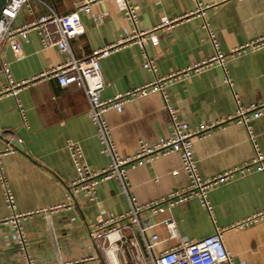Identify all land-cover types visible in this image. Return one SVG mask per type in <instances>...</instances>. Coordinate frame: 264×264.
<instances>
[{"label":"crops","instance_id":"obj_1","mask_svg":"<svg viewBox=\"0 0 264 264\" xmlns=\"http://www.w3.org/2000/svg\"><path fill=\"white\" fill-rule=\"evenodd\" d=\"M60 14L75 9L88 0H39ZM203 16L195 12L192 0H124L133 9L136 21L128 19L114 0H91L89 14L79 12L83 33L70 40L76 58L91 51L119 43L131 32L148 31L145 44L124 41L107 57L99 60L106 88L101 98L121 94L150 82L154 77L185 69L212 55L208 31L212 32L219 50L228 54L234 48L264 37V0H198ZM32 14L20 10L12 22L19 27L44 13L38 2H30ZM103 15L100 22L93 16ZM161 20L172 21L157 27ZM203 23L206 29L202 28ZM22 58L15 61L9 48H0V61L8 64L12 82L30 79L57 65L64 57L55 48H40L35 33L20 41ZM145 60L154 64V74L141 68ZM232 89L223 84V72L213 65L185 80L167 87L168 103L177 110V118L189 130L201 123L216 124L206 138L194 140L192 158L203 180H211L223 172L243 168L253 151L242 126L225 119L235 111V95L244 107L264 99V46L241 53L224 64ZM6 84L0 76V151L11 147L14 152L1 158V168L12 193L18 213L43 210L22 221L27 237L28 254L35 264H101L96 245L89 232L104 216L128 210V197L138 205L184 188L187 178L179 169L177 154H169L151 162H141L128 170L126 193L116 180L96 187L94 201L88 203L79 194L69 205L66 190L75 172L65 148L66 141L78 144L85 164L100 169L108 159L99 154L94 127L88 116V105L82 92L73 86L60 88L56 80L42 78L19 89L18 99L28 120V130L21 121L13 99L2 91ZM109 128L114 152L131 156L139 141L149 144L165 139L169 127L158 95L132 100L120 113L103 115ZM258 149L264 153V115L249 121ZM20 140V144L16 140ZM177 170L172 176L171 172ZM154 180H156L154 182ZM211 215L196 200L171 210L180 239L197 241L222 230L221 240L231 256L232 264H264V220L241 230L226 229L230 224L264 208V175L249 170L234 173L227 181L207 192ZM0 193V220L7 216ZM164 215L153 220L160 222ZM159 245L155 253L177 245L169 239L163 226L156 228ZM0 264H24L16 253L8 225L0 224Z\"/></svg>","mask_w":264,"mask_h":264},{"label":"built area","instance_id":"obj_2","mask_svg":"<svg viewBox=\"0 0 264 264\" xmlns=\"http://www.w3.org/2000/svg\"><path fill=\"white\" fill-rule=\"evenodd\" d=\"M34 1L41 4L45 10L44 13L22 26L13 27L12 22L20 10H25L28 15L32 14L29 3ZM192 1L195 5L194 13L203 16L200 2L198 0ZM90 2L91 0H88L82 4H76L75 9L66 14L56 12L39 0H8L4 5L0 14V48L6 45L15 61L22 58L20 41L26 42L30 32L37 36L40 48H55L58 53L64 55L57 65L30 79L19 82L11 81L8 64L0 61V76L6 81L2 91L13 99L20 117L21 127L28 130V120L18 99V92L21 87L42 78H50L56 80L60 88L73 86L82 92L88 105L89 121L94 127L99 146L98 152L100 155L106 156L108 161L100 169H91L85 164L78 144L73 141H66L65 148L75 172V178L66 190V200L69 205L73 202L74 196L78 194L88 203H92L95 198L96 187L111 179L116 180L126 193L124 181L128 170L134 169L141 162L147 163L172 153L177 154L179 158L178 170L183 172L187 178V184L184 188L143 205L136 204L133 199L128 197L129 208L126 212L113 216H104L102 212L100 213L102 217L95 223L93 230L88 235L95 243L104 264H232L231 256L222 244L221 229L215 227L211 235L197 241L180 239L171 216V210L190 200H196L199 206L211 215V207L207 200V192L210 188L227 181L235 172L243 175L252 169L264 175V153L258 149L249 125L251 119H257L264 115V99L256 105L244 107L233 95L235 111L232 116L225 120L233 121L236 125L244 128L252 147V158L243 168L223 172L211 180H203L199 176L195 161L192 158V145L195 139L208 137L216 124L201 123L195 129L189 130L187 125L177 118V110L168 103L166 89L172 83L187 79L190 74H197L216 65L223 72V84L231 90L232 82L226 75L224 64L233 56L262 48L264 37L242 44L228 54H223L219 50L214 34L208 31V39L213 50L211 56L185 69L170 72L165 76L154 77L152 81L141 86L103 99L101 92L106 88V83L101 76L99 60L107 57L124 41L139 38V43L143 46L145 44L143 36L148 31L137 32L134 29L129 36L119 43L93 50L87 56L76 58L71 53L69 42L83 33L79 12L89 14L88 4ZM114 2L134 24L136 16L133 9L127 6L124 0H114ZM102 17L103 15L93 16V19L100 22ZM170 23H172L170 20H161L160 24L153 30L167 27ZM202 28L207 30L204 23ZM141 68L152 74L155 72L154 64L150 60H145ZM151 94L158 95L161 100L163 115L169 127L168 136L151 144L139 141L134 154L125 157L118 156L114 152L109 137V128L103 115L109 111L120 113L123 106L128 102ZM3 139L5 137L0 132V141ZM16 142L20 144L19 139ZM13 152L11 147H6L0 151V193L4 208L8 212L7 216L0 220V224L9 226L16 253L24 264H35V260L27 252L28 241L21 223L27 217L43 210L16 212L12 193L1 168V158L5 154ZM177 172L174 170L171 175L174 176ZM159 215H164V219L160 222L154 221L153 219ZM263 220L264 208L230 224L226 229L241 230ZM160 225L163 226L169 239H178L179 243L168 250L155 253V249L159 245L156 228ZM65 264H72V262Z\"/></svg>","mask_w":264,"mask_h":264},{"label":"water","instance_id":"obj_3","mask_svg":"<svg viewBox=\"0 0 264 264\" xmlns=\"http://www.w3.org/2000/svg\"><path fill=\"white\" fill-rule=\"evenodd\" d=\"M7 1H8V0H0V14H1L2 9H3V7H4V5L6 4ZM74 201H75V200H74V198H73V202H74ZM96 255H97L98 260L101 262V264H104V262H103V260H102V258H101V256H100V254H99L98 251H96Z\"/></svg>","mask_w":264,"mask_h":264},{"label":"rangeland","instance_id":"obj_4","mask_svg":"<svg viewBox=\"0 0 264 264\" xmlns=\"http://www.w3.org/2000/svg\"><path fill=\"white\" fill-rule=\"evenodd\" d=\"M99 150V149H98ZM74 178H75V175H74Z\"/></svg>","mask_w":264,"mask_h":264}]
</instances>
